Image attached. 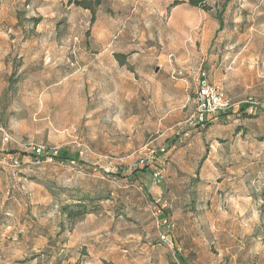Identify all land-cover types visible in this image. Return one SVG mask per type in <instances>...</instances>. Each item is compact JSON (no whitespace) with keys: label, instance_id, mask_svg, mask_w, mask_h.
<instances>
[{"label":"rangeland","instance_id":"1","mask_svg":"<svg viewBox=\"0 0 264 264\" xmlns=\"http://www.w3.org/2000/svg\"><path fill=\"white\" fill-rule=\"evenodd\" d=\"M68 1L0 0V264L254 263L264 0ZM201 80L227 107L194 126Z\"/></svg>","mask_w":264,"mask_h":264},{"label":"built area","instance_id":"2","mask_svg":"<svg viewBox=\"0 0 264 264\" xmlns=\"http://www.w3.org/2000/svg\"><path fill=\"white\" fill-rule=\"evenodd\" d=\"M227 107V103L223 100L222 95L213 87L209 86L206 81L201 80L197 86L196 92V109L193 117V125H203L205 122L210 121L213 115ZM163 149H160L159 152H163ZM167 156L163 157L164 158ZM160 181V177L157 173L153 174V182L157 184ZM152 214L155 218H163L160 221L161 224L166 226H171L168 219L165 216H161L163 210H165V205L157 204V201L154 200V204L151 207Z\"/></svg>","mask_w":264,"mask_h":264},{"label":"trees","instance_id":"3","mask_svg":"<svg viewBox=\"0 0 264 264\" xmlns=\"http://www.w3.org/2000/svg\"><path fill=\"white\" fill-rule=\"evenodd\" d=\"M203 1L204 0H188V4L190 6H192V7H200L203 10H208L207 7L203 6ZM68 3L69 4L73 3L77 7H80L82 9H84V10H89L91 14L94 13V6H98L99 5V3H98L97 0H94V1H91V0H80V1H76V0L75 1H72V0H69ZM222 7H224V5ZM215 19L218 22L217 31H220L222 29V26H223V20H222V14H221V12H218V13L215 14ZM247 107H248V104L241 105L240 111L241 112H244L247 109ZM207 123H208V121L204 123L205 126L208 125ZM196 126H201V125L198 124ZM175 140H174V143H175ZM167 160H168L167 157H165L163 161L164 162H167ZM145 170L146 169H144V168H142V169H140L138 171H134L133 170L130 173V175L132 177H129V179L131 178L130 180H132L133 178H135V176H137L138 173H142ZM119 175H120L119 172H116L115 173V176H119ZM61 210H62V212H64V214L66 215V218L68 220L80 219L86 213V209H85L84 205L83 204H80V203H75L74 205H64ZM164 212H167V211L166 210H163V213ZM166 218L168 219L167 216H166ZM169 219H168V221H169ZM169 223H170V221H169Z\"/></svg>","mask_w":264,"mask_h":264},{"label":"crops","instance_id":"4","mask_svg":"<svg viewBox=\"0 0 264 264\" xmlns=\"http://www.w3.org/2000/svg\"><path fill=\"white\" fill-rule=\"evenodd\" d=\"M221 184H223V182ZM227 190L228 192L226 193L225 197H234V196H230L229 194L238 191L239 192V194L237 195L238 199L242 197L244 198V200L251 198L250 194L246 193L245 186L244 187L232 186V187H228ZM229 199L232 200L233 198H229ZM262 222L264 221L262 220ZM245 232L248 233L250 231L246 229ZM240 247L238 249L239 256H246L254 260V263L252 262L251 264H264V233L260 236L257 235L248 236L247 239H244L242 241V245Z\"/></svg>","mask_w":264,"mask_h":264}]
</instances>
